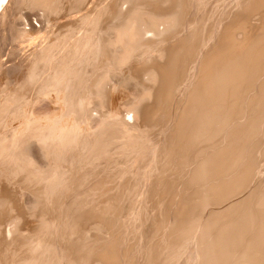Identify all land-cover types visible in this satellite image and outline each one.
<instances>
[{
    "label": "rangeland",
    "instance_id": "rangeland-1",
    "mask_svg": "<svg viewBox=\"0 0 264 264\" xmlns=\"http://www.w3.org/2000/svg\"><path fill=\"white\" fill-rule=\"evenodd\" d=\"M125 1L0 0V264H242L245 259L241 243L247 245L256 233L264 206L258 201L264 193L262 54L253 52L255 67L254 58L247 59V69L261 65L256 77L226 70L224 90L214 87L227 61H246L243 55L264 38V0ZM258 3L262 8L254 7ZM115 9L122 10L120 21L113 19ZM229 30L235 38L227 45ZM232 39L241 44L229 52ZM170 67L171 74L163 71ZM208 87L210 94L196 98ZM194 109L193 115H201L193 116ZM253 127L260 131L241 140ZM220 160L226 166L215 172L212 166ZM22 166L23 172L17 169ZM24 175L37 180L36 189L29 185L33 194ZM240 184L234 196L229 192L222 199L219 190ZM230 219L240 229L232 233L247 227L248 234L238 235L239 242L235 238L232 252L242 248L240 260L231 251L226 256L232 262L213 253L217 229ZM215 223L221 227L215 230Z\"/></svg>",
    "mask_w": 264,
    "mask_h": 264
},
{
    "label": "bare ground",
    "instance_id": "bare-ground-1",
    "mask_svg": "<svg viewBox=\"0 0 264 264\" xmlns=\"http://www.w3.org/2000/svg\"><path fill=\"white\" fill-rule=\"evenodd\" d=\"M4 1H5V0H4ZM128 1H130V0H128ZM128 1L126 0L125 2H128ZM160 1H161V0H160ZM179 1H181V0H179ZM179 1L177 2V4L179 3ZM122 2H123V1H122ZM135 2H137V1H135ZM135 2L133 3V6H132V7H134V6L136 7V6H137L138 4H140L142 1H140V2L137 3V4H135ZM143 2H144V0H143ZM156 2H157V0H156ZM156 2H152V3H154V5H158V3H160V2H157V4H156ZM263 2H264V1H263ZM2 3H4V2H2ZM128 3H129V2H128ZM174 3H175V2H174ZM259 3H260V2H259ZM259 3H258V5L256 4V6H254V7H256L257 9H258V8H259V9L262 8L261 6L264 5V3H263L261 6H259V5L261 4V3H260V4H259ZM121 4H122V3H121ZM126 4H127V3H126ZM130 4H131V2H130ZM130 4H129V7H130ZM150 4H151V3H150ZM166 4H167V3H166ZM179 4H181V3H179ZM248 4H249V3H248ZM252 4H253V3H252ZM146 5H147V4H146ZM161 5H162V4H161ZM167 5H168V4H167ZM170 5H171V4H170ZM91 6H92V5H91ZM141 6H142V5H141ZM163 6L166 7L165 5H163ZM250 6H251V5H250ZM257 6H258V7H257ZM127 7H128V6H127ZM143 7H144V6H143ZM179 7H180V6H179ZM254 7H253V8H254ZM115 8H117V7H115ZM118 8H119V6H118ZM155 8H156V7H155ZM159 8H160V7H159ZM253 8H252V10H254V9L257 10L256 8H254V9H253ZM122 9H123V8H122ZM131 9H132V8H130V10H131ZM134 9H135V8H134ZM140 9H141V8H140ZM146 9H147V8H146ZM247 9H248V8H247ZM130 10H128V11H126V12H129ZM261 10H262V9H261ZM121 11H122V10H121ZM121 11L118 12V11L115 9V14L112 15V16H114L113 19L120 21V19L122 18V16H124L123 13H122ZM135 11H136V10H135ZM113 12H114V11H113ZM123 12H124V11H123ZM164 12H165V11H164ZM166 12H168V11H166ZM246 12H247V11H246ZM134 13H135V12H134ZM152 13H153V11H152ZM160 13L163 15V13H162L161 11H160ZM168 13H171V12H168ZM168 13H165V14L168 15ZM174 13L176 14V12H174ZM250 13H251V10H250ZM263 13H264V12H263ZM124 14H125V13H124ZM135 14H136V13H135ZM135 14H134V15H135ZM141 14H142V13H141ZM150 14H151V12H150ZM153 14H154V13H153ZM157 14L159 15V13H155L154 15H157ZM246 14H247V13H246ZM166 15H165V17H166ZM247 15H249V13H248ZM258 15H259V14H258ZM131 16H132V15H131ZM163 16H164V15H163ZM169 16H171V15L169 14L168 17H169ZM173 16H174V15H173ZM128 17H129V16H128ZM158 17H159V16H158ZM160 17H162V16L160 15ZM244 17H245V16H244ZM259 18H260V17H259ZM125 19H126V18H125ZM168 19H169V18H168ZM174 20H175V19H174ZM237 21H239V22L241 23L240 20H237ZM260 21H261V20H260ZM125 22H126V21H125ZM252 23H253V22H252ZM255 23H256V22H255ZM151 24H152V23H151ZM232 24H233V23H232ZM247 24H248V22H247ZM261 24H262V23H261ZM116 25H117V24H116ZM120 25H121V24H120ZM143 25H144V24H143ZM153 25H154V24H153ZM245 25H246V24H245ZM245 25H244V26H245ZM253 25H254V24H253ZM257 25H258V24H257ZM118 26H119V25H118ZM148 26H149V25H148ZM226 26H227V25H226ZM246 26H249V25H246ZM230 27H231V26H230ZM236 27H237V24H236L235 27H233V28H236ZM151 28H152V26H151ZM233 28H232V29H233ZM240 28H241V27H240ZM257 28H259V27L257 26ZM261 28H262V27H261ZM139 29H140V28H139ZM227 29H228V28H227ZM143 30H144V29H143ZM143 30L140 29L141 34H140V32H139V34L141 35V37L138 38L139 40H142V41L145 39V37H144V36H145V32H142ZM202 30H203V29H202ZM202 30H201V31H202ZM235 30H236V29H235ZM246 30H248V28H247ZM256 30H257V29H256ZM263 30H264V29H263ZM135 31H136V29H135ZM150 31H151V30H150ZM261 31H262V30H261ZM136 32H137V31H136ZM228 32H230V33H229L230 35H229L227 32L225 33V34H226L225 37H227V35H229V37H227V40H226L225 37H224L225 42L228 41V38H229V42H230V39H231V38H235V36H231L233 33H231L230 30H229ZM240 32H241V31H240ZM248 32H249V31H248ZM257 32H258V31H257ZM263 32H264V31H263ZM263 32H262V34H263ZM146 33H148V32H146ZM235 33H236V32H235ZM241 33H243V32H241ZM258 33L260 34V32H258ZM239 34H240V33H239ZM245 34H246V33H245ZM245 34H244V35H245ZM146 35H147V34H146ZM240 35H241V34H240ZM240 35H238V36H240ZM249 35H250V34H249ZM230 36H231V37H230ZM236 36H237V35H236ZM245 36H246V35H245ZM247 36H248V35H247ZM256 36H257V35H256ZM261 36H262V35H261ZM261 36H260V37H261ZM222 37H223V36H222ZM246 38H247V37H246ZM257 38H258V37H257ZM148 39H149V38H148ZM261 39H262V38H260V40H259L258 43H253V44H255V46H256V44H258L257 46H258L259 48H261V50H258L259 48L257 47V48H258V49H257V48L254 46L255 49H254L253 47H252V49L249 48V50H251L250 52H249L248 49H246V50H248V54L246 53L247 55H243V54H242L243 57L240 55V57H242L241 59L244 60V59L246 58V61H242V62H241V60H240V62H239V59H238L237 61H235V60L237 59V56H234V55L236 54V53L234 52L235 54L233 55V53H232V56H230V57H232V58H233V56H234V58L236 57V59L234 60V61H235V63H234L235 65H232L233 63H230V64H229L228 62H229L230 60L227 61L228 66H226V65H227V64H226V65H225L226 67H224L223 70L221 69V70H222L221 73L219 72V70H217L216 67H214V68H216V70L220 73V76H217V77H216V78L218 79V80L216 79L218 82H216V83H217V86H215L214 88L218 89V88H220V87H223L222 89L224 90L225 78H224V74H223V73H224L226 70H228V71H229V70H231V71H236L237 74H238V76L241 77V78H242V77H245V76L243 75L244 72H245V74H251V75H252L253 73H254V75H255V74L258 72V70L261 68V67H260L261 65H259V63H258L259 66L256 64L257 66H256L255 69H254L253 67H251V68H253L254 70H252V69H247L246 67L248 66L247 64H249V63H248L249 61H247V59H248L249 57H250V59H251V57H252V58H254V61H255V57H254V55H255L256 53H258V54H257L258 56H259V54H260V56H261V54H262V57L264 58V56H263V52H264L263 49H264V48H262V46L264 47V38H263L262 40H261ZM242 40H243V39H242ZM255 40H256V39H255ZM142 41H140V42H142ZM232 41H233V39H232ZM234 41H235V40H234ZM234 41H233V42H234ZM246 41H247V40H246ZM260 41H261V42H260ZM125 42H126V41H125ZM148 42H149V41H148ZM229 42H227V45H228ZM237 42H238V41H237ZM237 42H234V44L231 43L232 45L229 46V47L235 46V44H239V43H237ZM247 43H248V42H247ZM240 44H241V43H240ZM240 44H239V45H240ZM244 44H245V43H244ZM95 45H96V44H95ZM179 45H180V44H179ZM229 45H230V43H229ZM239 45H238V47H239ZM245 45H246V44H245ZM260 45H262V46H260ZM242 46H243V45H242ZM247 46H250V45H247ZM251 46H252V44H251ZM173 47H174V46H173ZM173 47H172V48H173ZM243 47H245V46H243ZM222 48H223V47H222ZM234 48H236V47H234ZM216 49H217V48H216ZM226 49H229V52H232V51H233V50H232L233 47H232V48H226ZM226 49H225V50H226ZM230 49H231V51H230ZM237 49H238V48H237ZM256 49H257V50H256ZM97 50H98V49H97ZM185 50H186V49H185ZM242 50H243V49H242ZM242 50H241V51H242ZM254 50H256V51H254ZM101 51H102V50H101ZM223 51H224V48H223ZM234 51H236V49H235ZM218 52H219V49H218ZM238 52H239V51H238ZM246 52H247V51H246ZM253 52H256V53H253ZM175 53H176V52H175ZM175 53H174V54H175ZM188 53H189V52H188ZM241 53H243V52H241ZM241 53H240V54H241ZM244 53H245V52H244ZM168 54H169V53H168ZM170 54H171V53H170ZM226 54H227V53H226ZM220 55H221V54H220ZM224 55H225V54H224ZM229 55H230V54H229ZM257 55H256V56H257ZM166 56H167V55H166ZM174 56H175V55H174ZM193 56H194V55H193ZM258 56H257V57H258ZM176 57H177V54H176ZM187 57H188V56H187ZM228 57H229V56H228ZM230 57H229V58H230ZM244 57H245V58H244ZM257 57H256V60H257ZM217 58H218V57H217ZM221 58H222V57H221ZM238 58H239V57H238ZM243 58H244V59H243ZM258 58H259V57H258ZM173 59H175V58H173ZM176 59H177V58H176ZM219 59H220V58H219ZM259 59H260V58H259ZM162 60H163V59H162ZM168 60H169V58H168ZM226 60H227V59H226ZM252 60H253V59H252ZM260 60H261V59H260ZM260 60H259V61H260ZM166 61H167V60H166ZM174 61H176V60H174ZM177 61H178V60H177ZM210 61H211V60H210ZM221 61H222V60H221ZM224 61H225V60H224ZM224 61H223V63H224ZM257 61H258V60H257ZM257 61H255V62H252V61H251V62H252L251 64H254V65H252V66L255 67V63H257ZM203 62H204V61H203ZM230 62H231V61H230ZM261 62H263V60H262ZM159 63H160V62H159ZM215 63H216V62H215ZM217 63H218V61H217ZM225 63H226V62H225ZM164 64H165V63H164ZM169 64H170V63H169ZM169 64H168V66H169ZM208 64H209V63H208ZM218 64H220V63H218ZM260 64H261V63H260ZM160 65H161V64H160ZM171 65L173 66L174 64L171 63ZM175 65H176V64H175ZM220 65L222 66V64H220ZM223 65H224V64H223ZM246 65H247V66H246ZM249 65H250V64H249ZM263 65H264V64H263ZM168 66H167V67H168ZM33 67H34V66H33ZM162 67H163V66H162ZM167 67H166V68H167ZM173 67L175 68L176 66H173ZM219 67H220V66H219ZM157 68H158V67H157ZM160 68H161V67H160ZM221 68H222V67H221ZM248 68H249V67H248ZM262 68H263V67H262ZM162 69H163V68H162ZM172 70H173L172 67L168 68V70L163 69L164 72H167V73L170 72V74H171V71H172ZM210 70H211V69H210ZM214 70H215V69H214ZM214 70H213V71H214ZM247 70H249V71L252 70V71H250V72H249V71L246 72ZM180 71H181V70H180ZM260 71H261V70H260ZM167 73H166V74H167ZM208 73H209V74L212 73L211 75H213V72H212V71H211V73H210V72H208ZM214 73H215V71H214ZM216 73H217V72H216ZM262 73H263V72H262ZM164 74H165V73H164ZM168 74H169V73H168ZM175 74H176V73H175ZM180 74H181V73H180ZM217 74H218V73H217ZM217 74H216V75H217ZM204 75H205V74H203V77H206V76H204ZM206 75H207V74H206ZM251 75H249V76H251ZM263 75H264V74H263ZM246 77H247V76H246ZM246 77H245V78H246ZM253 77H254V76H253ZM255 77H256V75H255ZM157 78H158V77H157ZM165 78H166V76H165ZM210 78H211V77H210ZM245 78H244V79H245ZM248 78H250V77H248ZM248 78H247V80H248ZM200 79H201V78H200ZM207 79H208V77H207ZM244 79H243V80H244ZM254 79H255V78H254ZM163 80H164V79H163ZM211 80H212V78H211ZM245 80H246V79H245ZM166 81H167V78H166ZM209 81H210V80H209ZM168 82H169V81H168ZM176 82H177V81H176ZM206 82H207V81H206ZM244 82H245V81H244ZM166 83H167V82H166ZM255 83H256V82H255ZM262 83H263V82H262ZM209 84H210V83H209ZM94 85H95V83L92 84V86H94ZM162 85H163V84H162ZM213 85H214V84H213ZM213 85H212V86H213ZM215 85H216V84H215ZM87 86H88V85H87ZM205 86H206V85H205ZM162 87H163V86H162ZM201 87H202V85H201ZM203 87H204V86H203ZM248 87H250V86H248ZM90 88H91V84H90ZM93 88H95V87H93ZM93 88H91V89L93 90ZM97 89H98V88H97ZM199 89H201V88H199ZM208 89H209V90H203V88H202L203 92L200 93V96H196V98L199 99V97H200V98L203 99V98L205 97V95L210 94V92H211V91H210V88L208 87ZM220 89H221V88H220ZM222 89H221V91H222ZM94 90H95V89H94ZM195 90H196V89H195ZM208 92H209V93H208ZM213 92H214V91H213ZM213 92H212V93H213ZM218 92H219V90H218ZM262 92H263V91H262ZM98 93H100V92H98ZM196 93H197V92H196ZM196 93H195V94H196ZM204 93H205V95H204ZM212 93H211V95H212ZM104 94H105V93H104ZM214 94H215V92H214ZM198 95H199V93H198ZM211 95H209V96H210V99L212 98ZM260 95H262V94L260 93ZM260 95H259V96H260ZM203 96H204V97H203ZM217 96H218V95H217ZM257 96H258V95H257ZM166 97H167V96H166ZM215 97H216V96H215ZM196 98H195V99H196ZM206 98H207V96H206ZM206 98H205L204 100H206ZM219 98H220V97H218V99H219ZM255 98H256V97H255ZM198 99H197V100H198ZM202 99H200V100L203 101ZM246 99H247V98H246ZM251 100H252V99H251ZM259 100H260V99H259ZM192 101H194V100H192ZM201 101H200V106H202V104H201L202 102H201ZM211 101H212V100H211ZM215 101H216V100H215ZM218 101H220V100H218ZM204 102H205V101H203V103H204ZM212 102L214 103V99H213ZM254 102H255V101H254ZM206 103H210V102H207V101H206ZM213 103H212V104H213ZM110 104H111V103H110ZM197 104H198V103H197ZM118 105H119V104H118ZM187 105H188V104H187ZM194 105H195V103H194ZM189 106H190V105H189ZM195 106H197V105H195ZM252 106H253V103H252ZM149 107H150V106H149ZM192 107H194V106H192ZM197 107H198V106H197ZM203 107H204V106H203ZM68 109H69V108H68ZM195 109H196V107H195ZM195 109H194V110H191V111H192V115H193V112L195 111ZM201 109H202V107H201ZM198 110H199V107H198ZM204 110H205V109H204ZM207 110H208V109H207ZM253 110H254V109H253ZM10 111H11V110H10ZM61 112H62V111H61ZM143 112H144V111H143ZM200 112L203 113L202 110H200ZM204 112H205V111H204ZM189 113H190V112H189ZM189 113H188V114H189ZM125 114H127V113H125ZM137 114H138V113H137ZM197 114H200V113L197 112ZM197 114H195V115H197ZM122 115H123V114H122ZM186 115H187V114H186ZM195 115H193V116H195ZM200 115H201V114H200ZM203 115H204V116H203ZM206 115H207V114H206ZM178 116H179V115H178ZM193 116H192V117H193ZM202 116L204 117V118H203V121H206V120H207V117L205 116V114H202ZM207 116H208V115H207ZM252 116H253V115H252ZM180 117H181V116H180ZM200 117H201V116H200ZM241 117H242V116H241ZM249 117H250V116H249ZM188 118H189V117H188ZM152 119H153V118H152ZM199 119L201 120L202 118H199ZM199 119H198V120H199ZM255 119H256V118H255ZM260 119H261V118H260ZM54 120H55V119H54ZM122 120H123V119H122ZM187 120H188V119H187ZM189 120H190V119H189ZM191 120H192V119H191ZM252 120H253V119H252ZM51 121H52V120H51ZM181 121H182V120H181ZM247 121H248V120H247ZM250 121H251V120H250ZM36 122H38V121H36ZM251 122H252V121H251ZM67 123H68V122H67ZM246 123H247V122H246ZM60 124H61V123H60ZM124 124H125V123H124ZM241 124H242V123H241ZM54 125H55V124H54ZM73 125H74V124H73ZM200 125H202V124H200ZM52 126H53V125H52ZM57 126H58V125H57ZM121 126H122V125H121ZM251 126H252V125H250V127H251ZM256 126H258V125H256ZM260 126H261V125H260ZM260 126H259V127H260ZM33 127H34V126H33ZM33 127H32V128H33ZM39 127H40V126H39ZM59 127H60V126H59ZM66 127H67V126H66ZM113 127H114V126H113ZM186 127H187V126H186ZM194 127H196V126H194ZM61 128H62V127H61ZM199 128H200V127H199ZM244 128H245V127H244ZM255 128H256V127H253V129H248V131H246V132L244 131V133H243L244 136H242V135H243V134H242L241 137H240L241 140H242V138H243V140H244L245 137L248 138L250 135H251V136H250L251 138H252V136H255L254 134H255V133H258L257 131H260V129L257 130V128H256V130H254ZM263 128H264V127H263ZM48 129H49V128H48ZM59 129H60V128H59ZM62 129H64V127H63ZM69 129H71V128H69ZM123 129H124V128H123ZM190 129H191V128H190ZM238 129H239V128H238ZM245 129L247 130V128H245ZM106 130H107V129H106ZM197 130H198V129H197ZM197 130H196V131H197ZM42 131H45V130H41V133H43ZM104 131H105V130H104ZM179 131H180V130H179ZM198 131H199V130H198ZM32 132H33V131H32ZM34 132H35V131H34ZM36 132H37V131H36ZM38 132H39V133H38ZM38 132H37V133L40 134V131H39V130H38ZM46 132H47V131H45L43 134H45V135H47V136L49 135V137L51 138V136H50V134H51L50 131H49L50 134H49L48 132H47V133H48V134H47ZM75 132H76V131H75ZM124 132H125V130H124ZM242 132H243V131H242ZM242 132H241V133H242ZM61 133H63V132H61ZM114 133H115V131H114ZM65 134H66V133H65ZM125 134H126V133H125ZM35 135H36V134H35ZM41 135H42V134H41ZM41 135H40V137H41L42 139H43L44 137H46L45 135H44V136H41ZM51 135H52V134H51ZM58 135L60 136V134H58ZM58 135H55V136L53 135V136H52V139L54 138V139L56 140V138L58 137L59 139L57 138V140H60L62 137H59ZM67 135H68V134H67ZM71 135H72V133H71ZM194 135H195V134H194ZM246 135H247V136H246ZM61 136H62V135H61ZM40 137H38V138H40ZM49 137H47V138L49 139ZM63 137H64V136H63ZM71 137H73V135H72ZM41 138H40V140H41ZM69 138H70V136H69ZM185 138H186V137H185ZM189 138H190V137H189ZM197 138H198V137H197ZM247 138H246V139H247ZM256 138H257V137H256ZM258 138H259V137H258ZM48 139H47V141L49 142ZM67 139H68V138H67ZM94 139H95V138H94ZM103 139H104V138H103ZM112 139H113V138H112ZM180 139H181V138H180ZM248 139H249V138H248ZM68 140H69V139H68ZM68 140H67V141H68ZM71 140H72V139H71ZM101 140H102V139H101ZM101 140H100V141H101ZM104 140H105V139H104ZM191 140H192V139H191ZM41 141H42V140H41ZM44 141H46V138L44 139ZM47 141H46V142H47ZM50 141H53V140H50ZM69 141H70V140H69ZM109 141H110V140H109ZM195 141H196V140H195ZM195 141H194V142H195ZM245 141H246V140H245ZM248 141H249V140H248ZM42 142H43V141H42ZM60 142H61V141H60ZM60 142H57V141H56L55 143H57V144L59 143V144H60ZM102 142H103V141H102ZM105 142H106V141H105ZM5 143H6V142H5ZM53 143H54V142H53ZM65 143H67V142H65ZM100 143H101V142H100ZM188 143H189V142H188ZM14 144H15V143H14ZM44 144H46V146H47V145L50 146V145L47 144V143H44ZM61 144H62V143H61ZM74 144H75V143H74ZM104 144H105V143H104ZM104 144H103V145H104ZM109 144H110V143H109ZM43 146H45V145H43ZM60 146H61V145H58V147H60ZM69 146H70V144H69ZM99 146H100V144H99ZM107 146H108V144H107ZM107 146H106V147H107ZM52 147H53V146H52ZM52 147H51V149H52ZM54 147H55V145H54ZM58 147H57V145H56V147H55L56 149H55V148H54V149L57 150ZM76 147H77V146H76ZM92 147H94V146H92ZM104 147H105V146H104ZM3 148H4V147H3ZM45 148H46V147H45ZM102 148H103V146H102ZM46 149H47V148H46ZM182 149H183V148H182ZM16 150H17V149H16ZM16 150H15V151H16ZM55 150H53V151H55ZM66 150H67V148H66ZM100 150H101V149H100ZM100 150H99V151H100ZM108 150H109V148H108ZM5 151H6V150H5ZM7 151H8V149H7ZM61 151H62V150H61ZM237 151H238V150H237ZM237 151H236V152H237ZM3 152H4V150H3ZM13 152H14V151H13ZM50 152H51V151H50ZM59 152H60V151H59ZM94 152H95V151H94ZM10 153H11V152H10ZM48 153H49V152H48ZM54 153H56V151H55ZM2 154H3V153H2ZM50 154H51V153H50ZM57 154H58V155H57L56 157H58L60 153L57 152ZM177 154H178V153H177ZM262 154H264V153H262ZM12 155H13V154H12ZM14 155H15V152H14ZM17 155H18V154H17ZM28 155H29V154H28ZM60 156H61V155H60ZM18 157H19V158H24L25 156H24V157H22V156L20 157V156L18 155ZM100 157H101V156H100ZM5 158H6V156H5ZM19 158H17V159H19ZM26 158H27V156H26ZM60 158H61V157H60ZM89 158H90V157H89ZM94 158H95V157H94ZM24 159H25V158H24ZM12 160H14V159H11V162H13ZM22 160H23V159H22ZM25 160H26V159H25ZM96 160H97V159H96ZM1 161H2V160H1ZM4 161H5V160H4ZM15 161H17V160L15 159ZM19 161H20V162H19ZM19 161H17V163H16L17 165H18L19 163H21V160H20V159H19ZM23 161H24V160H23ZM26 161H27V160H26ZM33 161H34V160H33ZM18 162H19V163H18ZM24 162H25V161H24ZM27 162H28V161H27ZM262 162H263V161H262ZM9 163H10V162H9ZM30 163H31V162H30ZM11 164H12V163H11ZM13 164H14V163H13ZM26 164H27V163H25V165H26ZM33 164H34V163H33ZM17 165H16V166H17ZM25 165H24V166H25ZM6 166H7V165H6ZM16 166H15V167H16ZM24 166L19 167V168H17V169H19V170L21 169V170H22L21 172H23V170L27 169V167L25 168ZM27 166H28V165H27ZM224 166H226V165L220 160V161L216 162V163L212 166V168H213L212 170H214L215 172H217V171L220 172L221 169L224 168ZM17 167H18V166H17ZM28 167H29V166H28ZM7 168H8V167H7ZM13 168H14V167H13ZM14 169H15V168H14ZM17 169H15V171H16ZM32 169H33V168H32ZM253 169H254V168H253ZM19 170H18V171H19ZM33 170H34V169H33ZM33 170H31V168H30V171H33ZM256 170H257V169H256ZM15 171H14L13 173H15ZM30 171L28 172V171L26 170L24 173L28 172V173H27V175H28V174H30ZM34 171L36 172V168H35ZM19 172H20V171H19ZM38 172H39V171H38ZM7 173H8V172H7ZM24 173H23V174H24ZM79 173H80V172H79ZM10 174H12V173H10ZM17 174L20 175L19 173H17ZM31 174L34 175V172L31 173ZM35 174H36V173H35ZM41 174H42V173H41ZM14 175H16V174H14ZM18 175H16V176H18ZM33 175H32V176H33ZM37 175H38V174H37ZM37 175H36V176H37ZM218 175H219V174H218ZM28 176H29V175H28ZM12 177H13V176H12ZM24 177H25V175H24ZM33 177H34V176H33ZM33 177H27V178L25 177V178L27 179V181H25V182H27L26 186H27V185L29 186V185L32 184L33 187H35V184H36V181H37V180L34 182L33 180H34L35 178L33 179ZM47 177H48V176H47ZM215 177H217L216 174H215ZM250 177H251V176H250ZM15 178H16V177H15ZM17 178H18V177H17ZM20 178H22V177H20ZM31 178H32V179H31ZM36 178H37V177H36ZM22 179H23V180H26V179H24V178H22ZM37 179H38V178H37ZM42 179H43V178H42ZM80 179H81V178H80ZM214 179H215V178H214ZM250 179H251V178H250ZM12 180H13V179H12ZM20 180H21V179H20ZM23 180H22L21 182H24ZM40 181H41V180H40ZM40 181H38L39 184L41 183ZM50 181H51V180H50ZM53 181H54V180H53ZM53 181H52V182H53ZM58 181H59V180H58ZM176 181H177V180H176ZM31 182H32V183H31ZM42 182H45V181H42ZM52 182H51V183H52ZM18 183H19V182H18ZM28 183H29V184H28ZM250 183H251V182H250ZM16 184H17V183H16ZM42 184H43V186H45L44 183H42ZM45 184H46V183H45ZM54 184H55V183H54ZM58 184H59V183H58ZM91 184H92V183H91ZM101 184H102V183H101ZM247 184H248V183H247ZM37 185H38V184H37ZM24 186H25V185H24ZM28 186H27V187H28ZM38 186H39V185H38ZM237 186H238V187H234V189H232V190H224V189L219 190V194H220V196L223 195L225 198H224L223 196H222L223 198H222V197H219V198L217 197V198H218L217 200H219L220 198H222V199H226V195H227V193H229V192L232 193V194L235 193L236 191L238 192L237 189L240 188V187L242 186V184L237 185ZM29 187L32 188V186H29ZM39 187H41V185H40ZM96 187H97V186H96ZM31 188H30V189L28 188V189H29V190L31 191V193L33 194V193L35 192L34 189H36V187H35L34 189L32 188V190H34V191H32ZM42 188L45 189L44 187H42ZM47 188H48V187H47ZM102 188H103V187H102ZM38 189H41V188H38ZM53 189H54V188H53ZM242 189H243V188H242ZM242 189H241V190H242ZM261 189H262V192H263V191H264V188H261ZM24 190H25V189H24ZM239 190H240V189H239ZM258 190H259V189H258ZM5 191H6V190H5ZM39 191H40V190H38V192H39ZM168 191H169V190H168ZM16 192H17V191H16ZM58 192H59V191H58ZM36 193H37V192H36ZM44 193H45V191L42 192V194H44ZM5 194H6V193H5ZM37 194H38V195H37ZM37 194H36V195L34 194V195L39 197V194H41V193H37ZM42 194H41V195H42ZM219 194H218V195H219ZM225 194H226V195H225ZM235 194H236V193H235ZM235 194H233V196H234ZM262 194H263L262 197H261V195H260L261 198H258V197H257V198H258V201L261 202V203H260L261 206L264 205V193H262ZM23 195H24V193H23ZM228 195H229V194H228ZM42 196H44V195H42ZM42 196H41V197H42ZM47 196H48V195H47ZM103 196H104V195H103ZM236 196H237V195H236ZM44 197H45V196H44ZM233 198H234V197H233ZM9 199H10V198H9ZM47 199H48V198H47ZM57 199H58V198H57ZM222 199H221V200H222ZM259 199H260V200H259ZM12 200H13V199H12ZM27 200H28V199H27ZM215 200H216V199H215ZM219 201H220V200H219ZM9 202H10V201H9ZM212 202H213V201H212ZM199 203H200V202H198V204H199ZM201 203H202V202H201ZM214 203H215V202H214ZM195 205H196V204H195ZM197 206H198V205H197ZM0 207H1V206H0ZM12 207H13V206H12ZM24 208H25V207H24ZM260 208H261V207H260ZM257 209H258V208H257ZM12 210H13V209H12ZM21 210H23V209H21ZM26 211H27V210H26ZM181 211H182V210H181ZM181 211H180V212H181ZM194 211H195V210H194ZM12 212H14V211H12ZM259 212H260V213H259ZM259 212H257V213L260 214V215H258V217L260 216V218H259V220L257 221L258 223H256L258 227L255 228V226H254V228L256 229V231H255L256 233H255L253 236L250 237L251 239H246V243L248 242L247 245H245V243H241V244H244L243 247L246 249V252H245V249L243 248V249H244V251H243V249H242L243 255L241 254V256H242L241 259L243 258V256H245V259L243 258V259H244V261H243L244 263L241 262L242 260H240V257H239L240 254H239V253L237 254V252H239L238 249H239L240 245H237V246H239V247H237V251H236V253L234 252L235 250H233V252H232V249H236V248H235L236 243L239 242V239L237 238L238 235H240L241 233H243V235H244V234H245V235L247 234V233H244V232H245L244 229H246L247 227H246V225H245L246 228L243 229L244 232H243V230H241V233H240V234H237V232H238L240 229H237L238 227L234 229V227H235L236 225L234 226V225L232 224V222H235V220H234V221H231V219H230V221H228V223L231 222L230 225L232 224L231 226H233V227H230V225H229L228 223H227V226H226L225 223H223L222 227H221L220 224H218V225H217L216 223L214 224L215 227H216L215 230L219 227V225H220L221 229H217L218 232H217V234H216L217 236L215 237L216 240L213 238V241H214V240L216 241V242L214 241V243H216V245H215V246H216V250H214L213 253L217 254V256H219V255H220V256H225V258H226V256H228V255L230 254L229 252L231 251V252H232V255H233V253L237 254V256L239 257V260H240L239 262L242 263V264H264V206L259 210ZM8 213H9V212H8ZM23 213H24V212H23ZM25 213H26V212H25ZM27 213H28V212H27ZM246 213H247V212H246ZM249 213H250V212H249ZM249 213H247V214H249ZM243 214H244V213H243ZM251 214H253V213H251ZM254 214H255V213H254ZM255 215H256V214H255ZM15 216H16V215H15ZM18 216H19V215H18ZM250 216H252V215H250ZM243 217H244V216H243ZM255 217H256V216H255ZM246 218H248V217H246ZM249 218H250V217H249ZM249 218H248V220H249ZM244 219H245V217H244ZM244 219H243V220H244ZM237 220H240V219L236 218V221H237ZM255 220H256V219H255ZM14 221H15V220H14ZM219 221H220V220H218L217 223H218ZM224 221H225V220H224ZM252 221H253V219H252ZM226 222H227V220H226ZM238 222H239V221H238ZM242 222H244V223L247 222V219H246L245 221H241V223L239 222V224H240V226L238 225L239 228L242 227V226L244 225V223H243V225H242ZM248 222L250 223L251 220H249ZM248 222H247V223H248ZM14 223H15V222H14ZM220 223H221V221H220ZM17 224H18V223H17ZM221 224H222V223H221ZM234 224H237V222L234 223ZM252 224H253V223H252ZM252 224H251V225H252ZM12 225H13V224H12ZM207 225H208V224H207ZM247 225H248V224H247ZM251 225H250V226H251ZM13 227H14V226H13ZM208 227H209V226H208ZM248 227H249V226H248ZM10 228H12V227H10ZM14 228H15V227H14ZM39 228H41V227H39ZM46 228H47V227H46ZM211 228H212V227H211ZM242 228H243V227H242ZM251 228H252V227H251ZM254 228H252V229L254 230ZM233 229H234V230H238L237 232L235 231V233H236L237 235H236L235 233H232ZM252 229H251V230H252ZM14 230H15V229H14ZM14 230H13V231H14ZM172 230H173V228H172ZM175 230H176V229H175ZM190 230H191V229H190ZM210 230H211V229H210ZM212 230H214V229L212 228ZM11 231H12V230H11ZM32 231H33V230H32ZM164 231H165V230H164ZM248 231H249V229L247 230V232H248ZM24 233H25V232H24ZM26 233H27V232H26ZM39 233H40V231H39ZM214 233H215V232H214ZM253 233H254V232H253ZM18 234H19V233H18ZM233 234H234V235H233ZM250 234H252L251 231H250ZM11 235H12V234H11ZM11 235H10V236H11ZM213 235H215V234H213ZM247 235H248V234H247ZM247 235H246V236H247ZM8 236H9V235H8ZM241 236H242V235H241ZM42 237H43V236H42ZM212 237H213V236H212ZM43 238H44V237H43ZM45 238H47V237H45ZM235 238L238 239V241H237L236 243H235V240H236ZM239 238H241V237H239ZM243 238H244V237H243ZM246 238H248V237H246ZM27 239H28V238H27ZM30 240H31V239H30ZM30 240H29V241H30ZM41 240H42V239H41ZM240 240H241V239H240ZM38 241H39V239H38ZM44 241H45V240H44ZM31 242H32V241H31ZM40 242H41V241H40ZM240 242H241V241H240ZM172 243H173V242H172ZM234 243H235V244H234ZM29 244H30V243H29ZM29 244H28V245H29ZM238 244H239V243H238ZM204 245H205V244H204ZM34 246H35V245H34ZM38 246H39V245H38ZM97 246H98V245H97ZM35 247H36V246H35ZM240 248H242V247H240ZM42 249H43V248H42ZM47 249H48V248H47ZM204 249H205V248H204ZM214 249H215V248H214ZM25 250H26V249H25ZM33 250H35V249H33ZM206 250H207V249H206ZM44 251H45V250H44ZM210 251H211V250H210ZM30 252H31V251H30ZM32 252H33V251H32ZM38 252H39V251H38ZM244 252H245L246 255H244ZM42 253H43V252H42ZM48 253H49V252H48ZM208 253H209V252H208ZM36 254H37V253H36ZM44 254H45V253H44ZM11 255H12V254H11ZM13 255H14V254H13ZM31 256H32V255H31ZM41 256H42V255H41ZM48 257H49V256H48ZM103 257H105V256H103ZM232 257H233V256H232ZM234 257H235V256H234ZM25 258H27V257H24V259H25ZM28 258H29V257H28ZM28 258H27V259H28ZM55 258H56V257H55ZM73 258H74V257H73ZM73 258H72V259H73ZM81 258H82V257H81ZM106 258H107V257H106ZM108 258H111V257H108ZM218 258H219V257H218ZM221 258H222V257H221ZM225 258H224V259H225ZM10 259H11V258H10ZM12 259H13V258H12ZM36 259H37V258H36ZM46 259H47V258H46ZM219 259H220V258H219ZM219 259H218V260H219ZM226 259H229V257H227ZM232 259H233V258H232ZM232 259H231V260L229 259V260L232 262ZM108 260H109V259H108ZM222 260H223V259H222ZM236 260H237V259H236ZM20 261H21V260H20ZM36 261H37V260H36ZM111 261H112V260H111ZM215 261H216V260H215ZM223 261H224V260H223ZM23 262H24V261H23ZM23 262H22V263H23ZM29 262H30V260L28 261V263H29ZM73 262H74V261H73ZM217 262H218V261H217ZM219 262H220V261H219ZM219 262H218V263H219ZM235 262H236V261H235ZM22 263H21V264H22ZM24 263H25V262H24ZM31 263H32V262H31ZM31 263H30V264H31ZM43 263H44V262H43ZM209 263H210V262H209ZM214 263H215V262H214ZM224 263H225V261H224ZM226 263H227V262H226ZM228 263H229V262H228ZM26 264H27V263H26ZM44 264H45V263H44ZM232 264H233V263H232Z\"/></svg>",
    "mask_w": 264,
    "mask_h": 264
}]
</instances>
